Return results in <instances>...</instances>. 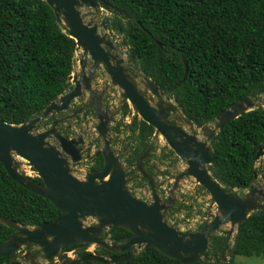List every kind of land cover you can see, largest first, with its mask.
Here are the masks:
<instances>
[{
    "label": "trees",
    "instance_id": "1",
    "mask_svg": "<svg viewBox=\"0 0 264 264\" xmlns=\"http://www.w3.org/2000/svg\"><path fill=\"white\" fill-rule=\"evenodd\" d=\"M104 1L117 14L105 18L102 28L122 37L129 62L196 127L213 124L235 102L264 95V0ZM76 53V41L45 0H0V122L22 125L72 89ZM153 133L150 127L132 137ZM211 146L214 178L226 188L247 191L261 172L255 157L264 146V107L226 125ZM59 215L49 200L14 182L0 163V216L32 227ZM120 232L112 227V238ZM14 234L0 223V243ZM226 244V236H213L211 256L197 264H221ZM227 256L228 264H236L237 257L264 258V211L237 227ZM7 262L2 258L0 264ZM119 264L182 263L150 248Z\"/></svg>",
    "mask_w": 264,
    "mask_h": 264
},
{
    "label": "water",
    "instance_id": "2",
    "mask_svg": "<svg viewBox=\"0 0 264 264\" xmlns=\"http://www.w3.org/2000/svg\"><path fill=\"white\" fill-rule=\"evenodd\" d=\"M54 10L58 23L61 17L66 21L67 33L82 48L83 54L79 61L81 77L74 72L69 81L72 89L52 102L40 116L22 125H11L0 122V163L10 178L24 189L39 195L51 202L60 212L56 220L37 226H25L0 216V223L15 231L8 240L0 243V260L9 258L8 264H39V256L51 263L58 260L63 251L71 247H78L76 254H83L91 246H97L118 254L127 252L134 246L144 249H156L164 256L177 260L182 264H197L209 258L210 239L215 232H221L225 226H230L226 232L227 244L221 256V264L227 263V253L230 249L236 228L244 223L256 211H264V189L255 185L250 187L246 197L242 198L237 191L223 187L208 171L207 166L214 164L215 151L211 143L217 133L226 125L239 117L253 111L257 102V95L235 102L231 107L214 120V128L204 126L200 130L183 115L186 126L171 121L173 108L165 103L175 102L167 97L160 87L150 78L141 74L134 78L126 75L120 66L114 68L111 60L114 45L101 36L98 28L87 24L81 9H103L110 14H117L104 0H45ZM61 25V24H60ZM62 27V26H61ZM91 58L93 67L90 75L86 71L87 59ZM100 65L104 66L113 84L120 87L125 100L133 106L149 125L155 129V138L163 137L169 147L187 163L185 171L176 178L193 177L211 196L212 205H217L218 214L210 224L200 233H182L165 221V214L169 206L163 205L155 190V184L141 167L139 171L149 181L153 189L154 203L149 205L137 199L128 187L126 173L118 159L110 152L109 144L103 152L105 170L99 174L90 173L87 178L79 179L73 174L68 157L77 164L81 156L79 152L71 151L75 143L68 136H62L56 129L54 122L50 129H42V122L60 112L71 109L72 102L82 96V90L93 92L92 77ZM120 63H118V66ZM143 77V78H142ZM142 78L147 92L139 88L142 84L135 80ZM188 78V67L185 63V76ZM152 98L160 100L157 108L152 106ZM260 96V95H259ZM176 105V104H175ZM177 106V105H176ZM177 109H180L177 106ZM101 136L106 139V122L103 120L98 126ZM203 133V141L196 137V133ZM52 139L60 144H52ZM264 158V146L259 150L255 161ZM26 162V163H25ZM31 172L41 180L33 179ZM31 171V170H30ZM258 178V175H255ZM177 184H174L176 188ZM95 219V225H87L88 219ZM121 228L132 235L128 239L116 241L114 245L102 239L108 228ZM38 247V252L30 249ZM20 259L17 258L22 253ZM135 254L131 251L125 256L105 258L98 255H86L73 261L65 259L62 264H78L85 261H96L102 264H119L131 261Z\"/></svg>",
    "mask_w": 264,
    "mask_h": 264
},
{
    "label": "flooded vegetation",
    "instance_id": "3",
    "mask_svg": "<svg viewBox=\"0 0 264 264\" xmlns=\"http://www.w3.org/2000/svg\"><path fill=\"white\" fill-rule=\"evenodd\" d=\"M115 57L117 56H113L111 60L113 67L118 68L121 66L125 69V67L122 66L123 62H119L120 65L118 66V62H116ZM93 64L94 63L92 59L88 58L86 62V71L88 75H90ZM80 67L81 65L79 64V69L77 71L78 78L81 77ZM101 68L103 72L100 71ZM126 69L128 70V68ZM124 72L131 73L133 75L132 78H134V73L132 71V68L129 69L128 72L126 70H124ZM135 81L137 82V80ZM91 85L93 92L85 91V89H83L82 96L76 98L72 102L70 110L63 111L55 116L49 117L47 119L48 121L46 120L44 125H47L48 129H50L53 126L54 122L56 121V123H58L56 129L60 132V134L62 136H68L69 139L75 142L71 146V151L79 152L81 159L77 164L71 162V157L70 158L68 157V160L70 161V167L73 170L74 175L79 179L87 178L90 175V173L99 174L105 170L106 162L103 152L105 151V149L107 150V144H109L110 152L118 159L120 165L122 166V168L126 173V179L128 181L127 184L132 194L135 196L138 193L141 194L142 196L143 193L146 190H148L151 196V200L149 198L140 199L137 198L136 196L135 197L151 205L154 203L153 189L149 181L146 179V177H144L143 174L139 171V167H141L145 173H147L150 177H152L155 184V190L160 198L161 203L163 205L169 206V209L165 214V218H166V216L170 214L171 211H173V208H175V205L177 204L174 195L178 190L180 183L188 178H191L196 182V180L193 177L180 179L178 182L176 181L178 175L183 171H185L187 163L183 161L180 157H178L176 153L167 144L168 146L164 149V158H168V159L170 158L173 164L177 163L178 161H182L183 163H185L186 166L185 168H183V170H180L179 173L175 175V177L173 178L174 182L171 184V188L168 189V192L161 191L162 185L158 183L156 178L159 172L154 164L155 162L154 158L157 151L156 148L157 141L155 142V140H157V138H155V129L151 125H149L138 113H135L133 106L130 104V102L125 100V97L123 95V92L120 90V87L113 84L112 78L109 76L104 66L100 65L98 71L96 70L94 76L92 77ZM140 86L141 84L139 85V88ZM153 104L154 103L152 102V105ZM102 120L106 122V127H107L106 139H104L101 136L100 132L98 131V126ZM93 125L95 126L94 129H92ZM150 127L153 128L154 131L152 137H148L145 139V137L143 136L141 139H133L132 135L134 133H140V130L149 129ZM201 134L203 133H199V132L196 133V137L200 138ZM52 144H55L58 147H60V144L56 142L54 139H52ZM209 167L210 166H207L208 171L213 176ZM175 183L177 184L176 188H174ZM196 184L198 183L196 182ZM254 185L258 187V189H264V178L262 179L258 177L255 180ZM200 187L201 189L207 192V190L204 189L202 186ZM250 187L247 189L245 194H243V192L240 191H237V193L242 198H244L248 194ZM161 193H166L167 196L163 198ZM212 206L217 207V205H212ZM217 214H218V210H217ZM95 224L96 222L92 223L91 225H95ZM207 224L210 223H205L199 226V228L194 231L182 232L181 230L178 229L177 230L182 233H200L205 229ZM226 231H224L222 228L221 232L213 233L212 238L213 236L223 235L226 236L228 239L227 234L222 233ZM116 235L117 238H112V227H111L104 231L102 235V239L106 241L108 244L114 245L116 241L122 239H128L132 234L124 230V232L117 233ZM211 239H210V248H211ZM90 248L87 250V252L77 255L76 251L78 247L74 246L73 250L63 251L58 260H61L60 263L62 264V262L65 259H72L73 261H77L83 258L84 256L91 254L102 256L109 259L112 258L113 256L128 255L131 251H133L134 254L136 255V252L145 250L143 246H134L127 252H119L118 254H114L110 252L112 256H106V253L100 250L103 248L96 247L95 251L94 250L92 251V249ZM29 250H32L35 253L39 251L38 247L35 246H33L30 249H25L24 251L28 252ZM208 253L209 256H211L210 255L211 249ZM22 254L23 252L19 253L17 255V258L20 259L21 258L20 255ZM40 258L42 257L39 256L37 261V263L39 264H40L39 262ZM9 262L10 259L8 258V262L6 264H8ZM49 264H54V263H49Z\"/></svg>",
    "mask_w": 264,
    "mask_h": 264
},
{
    "label": "rangeland",
    "instance_id": "4",
    "mask_svg": "<svg viewBox=\"0 0 264 264\" xmlns=\"http://www.w3.org/2000/svg\"><path fill=\"white\" fill-rule=\"evenodd\" d=\"M81 13H82L84 21L87 24H92L96 26L101 36L105 37L106 40H109L113 43L114 49L113 51H109V52L112 56H117L115 57L116 62L118 63L123 62L122 66H124L125 69L123 67L122 68L126 70L127 72L129 71V69L132 68L134 75L141 74L138 71V69H136L134 65L129 62L128 48L123 45L122 37L114 36L113 34H111L108 31H105L102 28V24H101L102 21L105 18H108V17L110 18L111 14L106 12L103 9H91V8H86V7L81 9ZM61 20H62V23L60 24L65 31V24L63 21V17H61ZM82 54H83L82 48L80 47L77 48L76 66L74 68V72L76 74L79 69V61L82 58ZM126 68H128V70ZM100 71L103 72L102 68ZM126 75L130 76L131 78L133 76L131 73H126ZM142 78L138 79L137 82L142 83L140 86V89L142 88L141 91L145 93L147 92V89L143 85L144 80ZM150 95L151 93L149 92L148 93L149 99L154 101L153 102L154 104L152 106L157 108V106L160 103V100H158L157 98L154 99ZM163 100L169 101L167 97H163ZM165 104L166 106H170L173 108V114L170 116L171 121L175 122L176 124L179 122L180 125L184 124V126H186L185 123L183 122L184 117L181 111L177 109V106L173 102H169ZM260 105L264 107V95H260L257 97L255 109L259 107ZM45 122L46 120L42 122L43 130L45 129L47 130L48 128L47 125H44ZM94 127L95 126L93 125L92 129H94ZM209 128H214V124H211ZM187 129L189 128L186 126V130ZM200 139L204 140L206 138L201 134ZM155 142H156L157 151H156L155 158H154L155 160L154 164L156 166V169L159 172L156 178H157L158 183L162 185L161 191L168 192V189L171 188V184L174 182L173 178L175 177L177 173H179L180 170H183V168H185L186 165L182 161H178L177 163L173 164L170 158L169 159L164 158V149L168 145H167L166 140L163 137L160 136L157 140H155ZM263 163H264V158H261L258 162H256V168L259 169ZM25 168L29 169V167L27 166H25ZM27 171H28V174L30 173V175H33V178L37 177V175H34L31 173L32 170L30 171L29 169ZM245 193L246 191L243 192V194ZM161 195L163 198L167 196L166 193H161ZM135 196L140 199L149 198L151 200V196L148 190H146L142 196L141 194H138V193ZM174 196L177 201V204L175 205V208H173V211H171V213L168 214L165 219L168 224L174 226L176 229L181 230L182 232L194 231V230H197L199 226L205 223H211L214 219L213 217L217 214V207L211 205L210 195L206 191L201 189V187L198 184H196V182L191 178L185 179L180 183L179 188L176 191ZM95 222H96L95 219L90 218L87 221V225H91L92 223H95ZM228 229H230V226L223 227L224 231ZM96 247L97 246H92L90 249H92V251L93 250L95 251ZM21 256L22 255H20V257ZM229 259L230 258L227 256V262ZM39 262L40 264H49V262L45 261L42 258H40ZM60 262L61 260H55L54 262H51V263L61 264ZM235 262L236 264H264V258L237 257L235 259Z\"/></svg>",
    "mask_w": 264,
    "mask_h": 264
},
{
    "label": "clouds",
    "instance_id": "5",
    "mask_svg": "<svg viewBox=\"0 0 264 264\" xmlns=\"http://www.w3.org/2000/svg\"><path fill=\"white\" fill-rule=\"evenodd\" d=\"M73 88V87H72ZM71 89H69L68 91H70ZM68 91H66V92H68ZM65 92V93H66ZM184 120V119H183ZM184 122H185V120H184ZM214 124V123H213ZM211 124H209V125H207V126H210ZM48 129V128H47ZM196 129L197 130H200L201 128H198V127H196ZM255 162H258V161H255ZM212 166V165H211ZM30 170H32L31 168H30ZM259 171H261L259 174H255V175H258V177H260V178H264V174H263V170H264V163L260 166V168L258 169ZM32 172H34V170H32ZM74 174V173H73ZM36 178H38V177H36ZM33 179H35V178H33ZM255 180H256V178H255ZM252 185H254V184H252Z\"/></svg>",
    "mask_w": 264,
    "mask_h": 264
},
{
    "label": "bare ground",
    "instance_id": "6",
    "mask_svg": "<svg viewBox=\"0 0 264 264\" xmlns=\"http://www.w3.org/2000/svg\"><path fill=\"white\" fill-rule=\"evenodd\" d=\"M63 21H64V24H65V31L68 33L69 32V27H68V25H67V23H66V21L64 19H63Z\"/></svg>",
    "mask_w": 264,
    "mask_h": 264
}]
</instances>
